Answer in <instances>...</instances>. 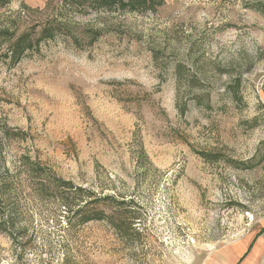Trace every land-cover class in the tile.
Segmentation results:
<instances>
[{"label":"rangeland","instance_id":"rangeland-1","mask_svg":"<svg viewBox=\"0 0 264 264\" xmlns=\"http://www.w3.org/2000/svg\"><path fill=\"white\" fill-rule=\"evenodd\" d=\"M249 259L264 0H0V264Z\"/></svg>","mask_w":264,"mask_h":264},{"label":"crops","instance_id":"crops-1","mask_svg":"<svg viewBox=\"0 0 264 264\" xmlns=\"http://www.w3.org/2000/svg\"><path fill=\"white\" fill-rule=\"evenodd\" d=\"M250 257H251V256H250ZM251 258H252V257H251ZM250 260H251V259H249V261H248L246 264H249V263H250Z\"/></svg>","mask_w":264,"mask_h":264},{"label":"trees","instance_id":"trees-1","mask_svg":"<svg viewBox=\"0 0 264 264\" xmlns=\"http://www.w3.org/2000/svg\"><path fill=\"white\" fill-rule=\"evenodd\" d=\"M120 224H119V221H118V223H117V226H119Z\"/></svg>","mask_w":264,"mask_h":264}]
</instances>
